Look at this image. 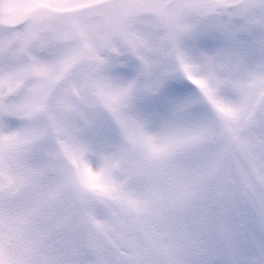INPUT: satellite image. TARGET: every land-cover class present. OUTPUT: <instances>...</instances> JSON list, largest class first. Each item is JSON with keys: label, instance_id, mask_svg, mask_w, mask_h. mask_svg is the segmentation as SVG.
Wrapping results in <instances>:
<instances>
[{"label": "snow or ice", "instance_id": "1", "mask_svg": "<svg viewBox=\"0 0 264 264\" xmlns=\"http://www.w3.org/2000/svg\"><path fill=\"white\" fill-rule=\"evenodd\" d=\"M0 264H264V0H0Z\"/></svg>", "mask_w": 264, "mask_h": 264}]
</instances>
